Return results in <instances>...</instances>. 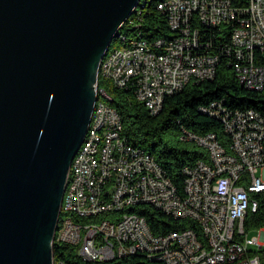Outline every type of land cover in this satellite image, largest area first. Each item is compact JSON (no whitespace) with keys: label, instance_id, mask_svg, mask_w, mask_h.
<instances>
[{"label":"built area","instance_id":"built-area-1","mask_svg":"<svg viewBox=\"0 0 264 264\" xmlns=\"http://www.w3.org/2000/svg\"><path fill=\"white\" fill-rule=\"evenodd\" d=\"M152 2L166 16L169 35L145 37L142 18L129 17L117 35L124 46L101 61L92 119L68 174L62 203L68 214L54 240L72 247L78 263L54 255L53 264H135L138 254L151 263L264 264V226L252 228L260 231L256 238L245 226L264 195V116L223 100L201 106L222 121L228 147L215 132L185 131L181 138L204 147L210 160L186 165L179 189L152 154L128 141L121 114L109 104L113 96L99 85L101 75L118 89L132 90L157 114L191 80L215 77L220 54L208 50L212 44L204 37L218 28L219 37L229 31L220 50L241 85L263 89L264 0H140L135 11L141 15ZM125 26L129 34L122 32ZM143 205L192 220L202 236L194 227L155 234L134 210Z\"/></svg>","mask_w":264,"mask_h":264},{"label":"water","instance_id":"water-1","mask_svg":"<svg viewBox=\"0 0 264 264\" xmlns=\"http://www.w3.org/2000/svg\"><path fill=\"white\" fill-rule=\"evenodd\" d=\"M140 0H0V264H53L94 82Z\"/></svg>","mask_w":264,"mask_h":264},{"label":"trees","instance_id":"trees-1","mask_svg":"<svg viewBox=\"0 0 264 264\" xmlns=\"http://www.w3.org/2000/svg\"><path fill=\"white\" fill-rule=\"evenodd\" d=\"M140 18H142L141 28L145 37L156 38L169 35L170 29L166 16L156 10L154 2L146 5L141 15L135 11L130 16V19L136 21ZM130 29L125 26L122 32L129 34ZM209 31L211 34L204 37V40H210L212 44L208 50L220 54L215 77L198 82L191 80L181 91L167 97L157 114H151L145 105L136 99L132 90L118 89L110 80L101 75L99 77V85L106 88L113 96L109 104L121 114L123 134L127 136L128 141L152 154L179 189L183 188L182 169L186 165H191L199 159L210 160L209 153L204 147L181 138L185 131L197 134L215 132L222 143L228 147L229 138L222 121L202 112L201 106L209 105L215 100H223L233 109L253 108L264 116V88L251 90L241 85L234 67L228 62V56L222 54L220 50V42L230 40L229 31L222 30L224 37L218 36L221 32L218 28ZM124 44L118 36L114 37L107 53ZM134 210L146 216L155 234L194 227L202 236L200 226L188 218L177 220L147 205ZM66 214L68 213L61 211L59 225ZM245 226L247 229L264 226V195L261 197L259 209L248 212ZM53 251L56 259H64L67 263H78L74 249L63 242L55 241ZM145 258L143 254L135 255V264H164L151 263ZM123 261L128 260L123 259Z\"/></svg>","mask_w":264,"mask_h":264},{"label":"rangeland","instance_id":"rangeland-1","mask_svg":"<svg viewBox=\"0 0 264 264\" xmlns=\"http://www.w3.org/2000/svg\"><path fill=\"white\" fill-rule=\"evenodd\" d=\"M63 218H64V216H63ZM259 234H260V231H256L253 229L248 231V235L250 238H256Z\"/></svg>","mask_w":264,"mask_h":264}]
</instances>
